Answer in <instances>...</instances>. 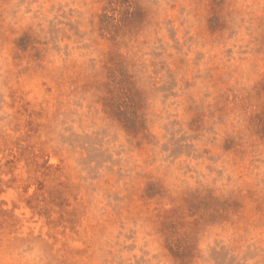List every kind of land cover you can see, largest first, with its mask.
I'll use <instances>...</instances> for the list:
<instances>
[{
	"label": "rangeland",
	"instance_id": "obj_1",
	"mask_svg": "<svg viewBox=\"0 0 264 264\" xmlns=\"http://www.w3.org/2000/svg\"><path fill=\"white\" fill-rule=\"evenodd\" d=\"M0 264H264V0H0Z\"/></svg>",
	"mask_w": 264,
	"mask_h": 264
}]
</instances>
